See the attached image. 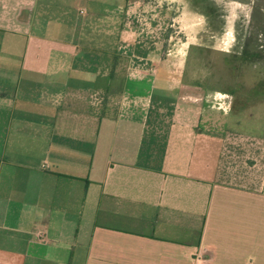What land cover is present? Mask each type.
Masks as SVG:
<instances>
[{
	"label": "crops",
	"instance_id": "crops-1",
	"mask_svg": "<svg viewBox=\"0 0 264 264\" xmlns=\"http://www.w3.org/2000/svg\"><path fill=\"white\" fill-rule=\"evenodd\" d=\"M143 1L0 0V264H264V133Z\"/></svg>",
	"mask_w": 264,
	"mask_h": 264
},
{
	"label": "rangeland",
	"instance_id": "rangeland-1",
	"mask_svg": "<svg viewBox=\"0 0 264 264\" xmlns=\"http://www.w3.org/2000/svg\"><path fill=\"white\" fill-rule=\"evenodd\" d=\"M143 2L146 34L161 65L171 66L174 86L190 82L207 87L204 92L215 95L205 104L215 108L221 104L217 91H226L227 111L256 118L258 132L264 133V0ZM163 80L160 74L158 82ZM234 84L243 86L235 96ZM250 87L257 93L253 99L247 98Z\"/></svg>",
	"mask_w": 264,
	"mask_h": 264
}]
</instances>
